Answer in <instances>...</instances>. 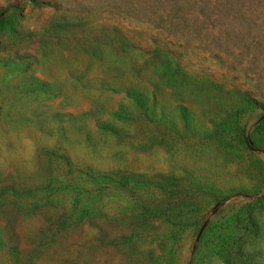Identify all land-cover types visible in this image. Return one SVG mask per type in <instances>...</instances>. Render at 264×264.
<instances>
[{
    "label": "rangeland",
    "instance_id": "1",
    "mask_svg": "<svg viewBox=\"0 0 264 264\" xmlns=\"http://www.w3.org/2000/svg\"><path fill=\"white\" fill-rule=\"evenodd\" d=\"M0 264H264V0H0Z\"/></svg>",
    "mask_w": 264,
    "mask_h": 264
},
{
    "label": "trees",
    "instance_id": "2",
    "mask_svg": "<svg viewBox=\"0 0 264 264\" xmlns=\"http://www.w3.org/2000/svg\"><path fill=\"white\" fill-rule=\"evenodd\" d=\"M134 103L139 104L140 100L137 97L134 98H130ZM184 110V109H182ZM241 132V131H240ZM242 136L244 137L243 133L241 132ZM109 179H107L104 175H97L96 177H94V179H88L86 182H88L93 188H97V189H109L113 192L116 193H120V194H126L128 187H129V181L125 178V179H111L110 181H108ZM116 180V181H115ZM153 185L149 184V183H139L136 185L135 188H138L139 190H150L152 188ZM159 191L165 190V188L167 187V184H162L161 187L160 185H157ZM190 187H188L186 189L189 190ZM199 189V188H198ZM201 189V187H200ZM185 199L187 200V207L189 208L191 205H195V208H183V206H181L180 204H184ZM165 208H171L173 206H175L172 211L176 212V210H179L177 213V217H181L184 215V213H186L188 215V217H185L184 220H179V222H176L175 225H169V230L170 231V235L165 236V242L169 240V238H176L175 242L177 240H179V237L181 235V233L184 232V230L188 227L191 226L192 224H195L198 222V218H194L193 213L199 212L200 208V204L199 202L197 203V200L195 198V195L187 192V195L183 196H176L173 201H171L170 203H168ZM185 210V211H184ZM184 211V213L182 212ZM201 212V211H200ZM198 214V215H197ZM196 215L199 216L200 214L197 213ZM56 216L60 215V212L56 211L55 213ZM135 219V218H134ZM57 221V220H56ZM55 221V222H56ZM125 220L122 219V222H124ZM55 224V223H53ZM56 226V225H55ZM143 230V228H142ZM168 231V230H167Z\"/></svg>",
    "mask_w": 264,
    "mask_h": 264
}]
</instances>
